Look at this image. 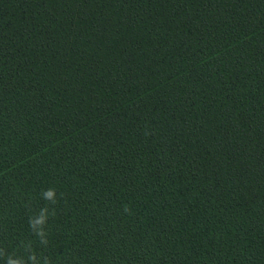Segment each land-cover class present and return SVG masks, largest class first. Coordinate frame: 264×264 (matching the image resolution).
<instances>
[{
    "label": "trees",
    "instance_id": "obj_1",
    "mask_svg": "<svg viewBox=\"0 0 264 264\" xmlns=\"http://www.w3.org/2000/svg\"><path fill=\"white\" fill-rule=\"evenodd\" d=\"M9 261L264 264V0H0Z\"/></svg>",
    "mask_w": 264,
    "mask_h": 264
},
{
    "label": "clouds",
    "instance_id": "obj_2",
    "mask_svg": "<svg viewBox=\"0 0 264 264\" xmlns=\"http://www.w3.org/2000/svg\"><path fill=\"white\" fill-rule=\"evenodd\" d=\"M54 195H55V193L53 190H49L45 193V197L47 199H53ZM45 212H46V210H42L41 216L39 218L30 221L31 227L33 229H37L38 226H42L45 223V221H46V216L44 215ZM37 234L40 236H43L44 232L42 230H38ZM33 259H35V257H33ZM9 264H19V262L18 261H9Z\"/></svg>",
    "mask_w": 264,
    "mask_h": 264
}]
</instances>
